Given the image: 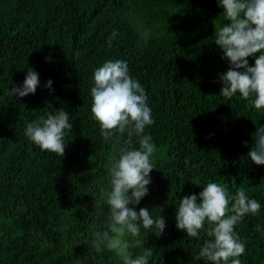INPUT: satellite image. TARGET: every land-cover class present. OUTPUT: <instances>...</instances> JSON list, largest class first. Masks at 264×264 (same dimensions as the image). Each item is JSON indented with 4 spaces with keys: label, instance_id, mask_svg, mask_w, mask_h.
Here are the masks:
<instances>
[{
    "label": "trees",
    "instance_id": "obj_1",
    "mask_svg": "<svg viewBox=\"0 0 264 264\" xmlns=\"http://www.w3.org/2000/svg\"><path fill=\"white\" fill-rule=\"evenodd\" d=\"M222 11L216 0H0V264H121L90 245L105 220L93 197L107 187L116 155L91 118L93 71L107 60L127 61L155 121L145 128L157 147L152 182L136 208L161 212L167 227L160 237L141 228L149 264H204L194 257L208 237L178 230L175 212L180 197L209 182L231 194L244 188L261 204L235 231L246 244L241 264H264V165L248 160L242 143L264 124V109L219 93L218 75L229 67L213 41ZM28 66L40 86L16 99L10 88ZM61 107L73 124L63 157L25 136L27 123Z\"/></svg>",
    "mask_w": 264,
    "mask_h": 264
},
{
    "label": "clouds",
    "instance_id": "obj_2",
    "mask_svg": "<svg viewBox=\"0 0 264 264\" xmlns=\"http://www.w3.org/2000/svg\"><path fill=\"white\" fill-rule=\"evenodd\" d=\"M223 11L226 23L214 29V43L222 50L221 59L229 67L218 75L222 84L219 93L231 99L239 93L256 110L264 109V0H216ZM118 36L113 30L108 46ZM145 43L147 40L145 39ZM258 54V55H257ZM249 57L254 64H249ZM51 57H46V60ZM94 86L91 113L100 128L105 143L116 153L106 165L107 187L102 188L94 209H103L102 231L91 233L90 245L97 253L105 248L113 252L121 264H149L153 256L151 247L140 239L141 228L160 237L167 227L161 212L153 218L150 209L137 205L148 195L152 160L157 147L145 133L146 126L154 124L152 109L140 81L130 75L126 60H107L93 71ZM40 86L39 74L30 66L21 85L10 88L16 99L35 94ZM52 91V80L44 85ZM70 114L63 107L54 113H45L27 123L25 136L42 151L65 155V138L72 132ZM252 142L242 143L249 148L248 160L257 166L264 165V124L251 133ZM138 144L139 147H135ZM107 206V211H105ZM261 204L249 198L244 188L235 194L220 184L209 182L199 193L180 197L175 212V227L190 238L208 237L200 246L196 261L204 264H241L246 244L241 241L235 227L247 215L259 214ZM162 211V208H161ZM260 230V226H256ZM141 248L135 253L133 249Z\"/></svg>",
    "mask_w": 264,
    "mask_h": 264
},
{
    "label": "bare ground",
    "instance_id": "obj_3",
    "mask_svg": "<svg viewBox=\"0 0 264 264\" xmlns=\"http://www.w3.org/2000/svg\"><path fill=\"white\" fill-rule=\"evenodd\" d=\"M217 140H218V139H217ZM164 148H165V147H164ZM164 148H163V149H164ZM162 151H163V150H161V152H162ZM163 152H164V151H163ZM164 153H165V152H164ZM164 153H163V154H164ZM166 153H167V152H166ZM158 157H159V156H158ZM165 157H166V156H165ZM162 158H163V156H162ZM158 159H159V158H158ZM156 160H157V159H156ZM155 163H156V162H155Z\"/></svg>",
    "mask_w": 264,
    "mask_h": 264
}]
</instances>
